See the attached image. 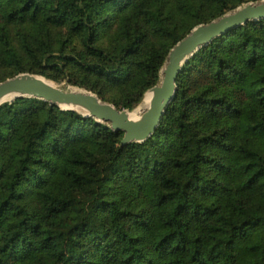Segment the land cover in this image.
<instances>
[{"label": "trees", "instance_id": "obj_1", "mask_svg": "<svg viewBox=\"0 0 264 264\" xmlns=\"http://www.w3.org/2000/svg\"><path fill=\"white\" fill-rule=\"evenodd\" d=\"M258 0H0V82L133 109L195 26ZM152 137L0 106V264H264V19L201 48Z\"/></svg>", "mask_w": 264, "mask_h": 264}, {"label": "water", "instance_id": "obj_2", "mask_svg": "<svg viewBox=\"0 0 264 264\" xmlns=\"http://www.w3.org/2000/svg\"><path fill=\"white\" fill-rule=\"evenodd\" d=\"M262 19L264 0H258L244 3L210 22L195 26L170 49L160 70L159 82L145 92H151V99L138 118L132 117L137 107L118 108L92 91L68 83H58L30 72L19 73L0 82V106L23 97L36 98L61 109L74 110L85 117L94 118L109 125L114 131H122V146L142 143L152 137L159 127L175 97L178 76L186 63L216 38L251 21Z\"/></svg>", "mask_w": 264, "mask_h": 264}, {"label": "bare ground", "instance_id": "obj_3", "mask_svg": "<svg viewBox=\"0 0 264 264\" xmlns=\"http://www.w3.org/2000/svg\"><path fill=\"white\" fill-rule=\"evenodd\" d=\"M151 99V92L148 91L145 96H144V99H143V102L137 107V109H135V111L132 113V117L133 118H138L143 110L146 108V106L148 105L149 101Z\"/></svg>", "mask_w": 264, "mask_h": 264}, {"label": "rangeland", "instance_id": "obj_4", "mask_svg": "<svg viewBox=\"0 0 264 264\" xmlns=\"http://www.w3.org/2000/svg\"><path fill=\"white\" fill-rule=\"evenodd\" d=\"M56 82H58V83H68V84H70L71 86L81 87L80 85H75V84H73V82H71V81H69V80H67V79L62 80V81H56ZM81 88H83V89H87V88H85V87H81ZM87 90H88V89H87ZM139 105H140V103H139L137 106H135V107H138Z\"/></svg>", "mask_w": 264, "mask_h": 264}]
</instances>
